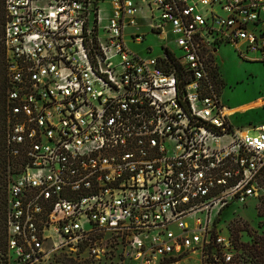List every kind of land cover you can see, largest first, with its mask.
<instances>
[{
	"label": "built area",
	"instance_id": "2783aa9c",
	"mask_svg": "<svg viewBox=\"0 0 264 264\" xmlns=\"http://www.w3.org/2000/svg\"><path fill=\"white\" fill-rule=\"evenodd\" d=\"M4 4L0 264H254L223 212L264 204V129L230 123L217 56L264 66V0Z\"/></svg>",
	"mask_w": 264,
	"mask_h": 264
},
{
	"label": "rangeland",
	"instance_id": "374dc122",
	"mask_svg": "<svg viewBox=\"0 0 264 264\" xmlns=\"http://www.w3.org/2000/svg\"><path fill=\"white\" fill-rule=\"evenodd\" d=\"M0 14V69L2 65V23ZM146 30H141V32ZM128 48L142 57L158 55L165 41L149 33L143 43L135 44L127 37ZM151 47L152 53L148 54L146 48ZM217 60L219 73L225 89L223 100L228 116L236 127L241 129H264V66L251 61H242L232 45H220ZM2 75V70L0 76ZM2 97V96H1ZM4 98V97H3ZM0 110L2 103L0 101ZM254 134L255 130L252 129ZM7 175L0 173V189L5 190ZM235 208L223 212V223L226 224L239 245L248 246L258 240L264 233V204H259L256 209L249 207L234 211ZM3 225V211L0 209V230ZM258 245V244H257ZM0 246H4L1 245ZM245 247V246H244ZM249 247V246H248ZM48 264H86L79 260L55 256Z\"/></svg>",
	"mask_w": 264,
	"mask_h": 264
},
{
	"label": "trees",
	"instance_id": "16d2710c",
	"mask_svg": "<svg viewBox=\"0 0 264 264\" xmlns=\"http://www.w3.org/2000/svg\"><path fill=\"white\" fill-rule=\"evenodd\" d=\"M0 14H1V23H2V75L0 76V101L2 103V110H0V173L1 171L6 173L7 175V165H8V157L5 149V136H6V104H5V95H6V68H5V47L3 43V34L5 28V4L4 0H0ZM2 96V97H1ZM4 97V98H3ZM6 186L5 190L0 189V209L3 211V225L0 230V244L4 245V213H5V201H6ZM236 236V235H235ZM234 238L236 239V237ZM250 247V255L253 257L254 264H264V233L263 236L259 237L258 240H254L251 243ZM258 244V245H257Z\"/></svg>",
	"mask_w": 264,
	"mask_h": 264
},
{
	"label": "crops",
	"instance_id": "0c3cea01",
	"mask_svg": "<svg viewBox=\"0 0 264 264\" xmlns=\"http://www.w3.org/2000/svg\"><path fill=\"white\" fill-rule=\"evenodd\" d=\"M217 62H218V60H217ZM254 63H256V62H254ZM218 66H219V62H218ZM223 85V84H222ZM222 101H223V104L225 105V102H224V100H223V97H224V92H225V89H224V87L222 86ZM229 121H230V123L233 125V127H235V128H239V127H236L234 124H233V122L231 121V119L229 118ZM239 129H241V128H239Z\"/></svg>",
	"mask_w": 264,
	"mask_h": 264
}]
</instances>
